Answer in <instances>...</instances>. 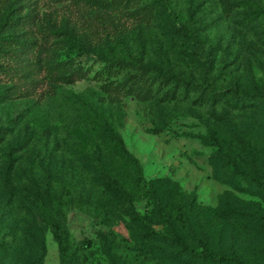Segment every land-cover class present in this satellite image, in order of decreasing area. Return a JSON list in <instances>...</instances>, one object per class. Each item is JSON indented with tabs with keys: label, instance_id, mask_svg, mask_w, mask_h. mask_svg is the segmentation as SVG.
<instances>
[{
	"label": "rangeland",
	"instance_id": "1",
	"mask_svg": "<svg viewBox=\"0 0 264 264\" xmlns=\"http://www.w3.org/2000/svg\"><path fill=\"white\" fill-rule=\"evenodd\" d=\"M263 175L264 0H0V264H264Z\"/></svg>",
	"mask_w": 264,
	"mask_h": 264
},
{
	"label": "trees",
	"instance_id": "2",
	"mask_svg": "<svg viewBox=\"0 0 264 264\" xmlns=\"http://www.w3.org/2000/svg\"><path fill=\"white\" fill-rule=\"evenodd\" d=\"M180 33L182 35H186V33H185V31L183 29L180 30ZM118 143L120 145V148H122L121 150L123 152H125L121 142L118 141ZM128 158H129L131 164L133 165V167L136 170H139V167H138V165L136 163V160L133 157L129 156V155H128ZM254 181L257 182V183H264V175L261 176L259 179H254ZM51 225L53 226L52 237H53L54 241L56 242L57 246L59 247V250L60 251H64L66 249V247L63 244V241H62V238L60 236V233L58 232V223L56 221H51ZM170 242H171V244L176 246L178 249L186 250V245H185V242H184L183 238L178 233H176L175 231H171V233H170ZM198 245L200 247V251L198 252V256L202 260L210 261V262H213V263L235 262V259L232 258V257H227V256H224V255H215L210 250V248L206 245L204 240H199L198 241ZM168 259L172 263L178 262V258L175 255H173L172 253L169 255Z\"/></svg>",
	"mask_w": 264,
	"mask_h": 264
}]
</instances>
